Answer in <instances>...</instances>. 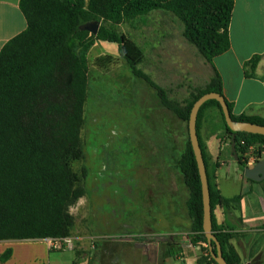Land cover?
Instances as JSON below:
<instances>
[{
	"label": "trees",
	"instance_id": "obj_1",
	"mask_svg": "<svg viewBox=\"0 0 264 264\" xmlns=\"http://www.w3.org/2000/svg\"><path fill=\"white\" fill-rule=\"evenodd\" d=\"M234 5L235 0H21L27 29L0 53V242L66 239L72 234L75 219L70 208L85 195V190L79 186L71 163L83 158L81 132L89 89L87 53L97 41L117 44L120 56L133 73L157 91L164 107L187 123L200 97L208 93L224 96L222 80L216 74L183 108L170 101L166 92L138 69L145 54L126 34L101 26L95 36L82 27L92 22L118 25L156 10H167L183 23L185 39L211 63L231 48L229 29ZM100 62L112 63L110 58ZM258 62L259 57H254L252 69ZM211 106L221 111L226 124L219 102L210 100L201 107L197 133L207 171L200 127L205 110ZM228 106L232 115V105ZM232 119L235 123L264 126V119L257 117L232 115ZM227 132L231 140L233 134L228 127ZM256 144H260L256 151L260 158L264 136L236 133L242 167H247L250 148ZM178 169L190 190L187 207L192 219L191 243L207 245L201 263L217 264L203 229L202 183L190 139ZM207 175L213 233L227 264H240L230 244L233 235L218 226L214 210L217 206L239 207L244 195L222 197L213 189L208 172ZM213 246L216 251V244ZM11 256L9 249L1 256V263Z\"/></svg>",
	"mask_w": 264,
	"mask_h": 264
},
{
	"label": "rangeland",
	"instance_id": "obj_2",
	"mask_svg": "<svg viewBox=\"0 0 264 264\" xmlns=\"http://www.w3.org/2000/svg\"><path fill=\"white\" fill-rule=\"evenodd\" d=\"M99 23L126 34L143 50L145 60L138 69L175 104L185 108L210 83L208 62L185 39L184 25L172 12L156 10L118 25ZM87 58L83 158L71 163L85 190L70 208L72 231L89 237L80 251L127 240L146 241L152 251L160 245L163 253L169 242L188 243L190 190L178 169L189 141L188 123L133 73L117 44L97 41ZM103 58L112 63H101ZM174 233L182 235L171 241L167 235Z\"/></svg>",
	"mask_w": 264,
	"mask_h": 264
},
{
	"label": "crops",
	"instance_id": "obj_3",
	"mask_svg": "<svg viewBox=\"0 0 264 264\" xmlns=\"http://www.w3.org/2000/svg\"><path fill=\"white\" fill-rule=\"evenodd\" d=\"M20 2L0 0V53L8 42L27 29ZM229 33L230 50L208 62L211 68L209 81L216 74L220 76L224 97L232 105V115L264 119V0H235ZM257 56L259 62L252 69L250 62ZM227 135L221 111L215 106L207 108L200 136L211 185L227 199L244 195L239 207L217 206L214 215L218 226L233 235L230 244L239 255L240 264H264V181L256 182L245 177V168L240 165ZM258 148L260 144L251 147L247 167L264 160V150L260 158L256 156ZM181 235L174 233L167 237ZM190 235L192 232L188 235V243H167L163 253L160 245L152 251L146 241L134 244L127 240L121 243L106 241L98 249L94 246L81 252V242L89 237L74 231L69 239L77 249L53 250L51 239L2 241L0 258L9 249L12 256L5 263L0 260V264H89L91 261L95 264H120V261L125 264H207L200 262L205 256L203 248L206 245H193ZM96 238L103 237L92 236L91 239Z\"/></svg>",
	"mask_w": 264,
	"mask_h": 264
},
{
	"label": "water",
	"instance_id": "obj_4",
	"mask_svg": "<svg viewBox=\"0 0 264 264\" xmlns=\"http://www.w3.org/2000/svg\"><path fill=\"white\" fill-rule=\"evenodd\" d=\"M99 29H100L99 22L88 23L82 27V30L87 31L95 36L98 34ZM210 100H215L219 102L220 106L222 107V111L225 117L227 127L230 129L231 134H233L231 138V144L235 155H237L236 133H248V134L264 136V126L248 123V122L235 123L232 119V115L226 98L219 93H208L203 95L194 103L191 110L190 119L188 122L189 139L196 157L198 170L202 183V195H203V205H204L203 229L208 241L209 252L212 259L217 264H227L224 258L222 246L218 241L217 237L215 236V234L213 233L212 206H211L209 179L207 175V168L203 157V152L200 147L199 137L197 133V120L200 109L206 102ZM244 175L247 179L256 182L264 181V160L257 161L253 167H246L244 171ZM213 243L216 244V251L214 250Z\"/></svg>",
	"mask_w": 264,
	"mask_h": 264
},
{
	"label": "built area",
	"instance_id": "obj_5",
	"mask_svg": "<svg viewBox=\"0 0 264 264\" xmlns=\"http://www.w3.org/2000/svg\"><path fill=\"white\" fill-rule=\"evenodd\" d=\"M242 145H244V142H242ZM250 150H251V148H250ZM50 247L53 250H62V249H65V248L73 249V242L69 238H66V239H51L50 240ZM206 247H207V245H206Z\"/></svg>",
	"mask_w": 264,
	"mask_h": 264
}]
</instances>
